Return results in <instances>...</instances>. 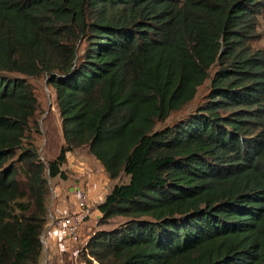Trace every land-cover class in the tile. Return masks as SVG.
Segmentation results:
<instances>
[{
	"label": "trees",
	"instance_id": "trees-1",
	"mask_svg": "<svg viewBox=\"0 0 264 264\" xmlns=\"http://www.w3.org/2000/svg\"><path fill=\"white\" fill-rule=\"evenodd\" d=\"M262 12L264 0H0V264L41 263L50 179L68 178L81 147L129 180L98 204L80 263L264 264V49L250 44ZM215 65L205 101L158 127ZM38 76L65 142L50 161L31 137Z\"/></svg>",
	"mask_w": 264,
	"mask_h": 264
},
{
	"label": "rangeland",
	"instance_id": "rangeland-1",
	"mask_svg": "<svg viewBox=\"0 0 264 264\" xmlns=\"http://www.w3.org/2000/svg\"><path fill=\"white\" fill-rule=\"evenodd\" d=\"M257 24L258 36L257 38L251 40L250 44H252L254 49H264V12H262L258 16ZM217 69L218 65H215L212 68L210 78L201 85L197 96L193 101H191V103L186 105L183 109L173 112L171 117L166 122L159 124L158 127L161 128L163 125L172 126V124H174L175 122H178L181 119H185L193 111H195L198 105L205 101L207 94L210 92L211 78L214 75L215 70ZM27 78L28 81L32 84V87L36 91L39 98V111L37 114V119L39 121V131L35 130V128L33 127L31 131V137L36 143L38 150L40 151L41 158L44 161H50L58 156V154L60 153V147L65 143L63 141V131L61 129L60 111L57 108L56 104V89L47 84L46 76ZM75 155L78 156V159L80 160L79 167L82 169L83 175H80L79 178L78 175H73L72 178L69 177V179H66L65 182H62L64 185L63 189L65 188V191H68L77 181H80L79 186L83 184V186L89 190L92 196V201L90 202L91 216H89L88 219L84 223H82L80 229L91 222L95 230V227L97 226V222L101 215L99 209L97 208L98 201L101 200L103 194H105L110 189H113L112 187L115 183L127 182L129 180V177L127 175H122V177L113 179V181L111 180V178L110 180L103 181L102 176L105 177V174L107 172L105 168H103L99 160L94 155L92 156L89 153V150L86 149V147L76 148V150H74L72 153L69 152L67 156V162L65 163L66 167H70L72 157ZM64 166L65 165H63V167ZM68 172L69 174H72L70 170H68ZM58 179L62 178L59 177ZM94 183H98L103 189L93 187ZM52 185L50 182V187ZM52 193L53 192L51 191V194L48 197L49 199L51 198ZM68 207L70 208L72 206ZM123 220L125 219L114 218V220L109 222V224L106 225L105 228L112 229L113 227H115V225H118ZM100 227L103 228L104 226L99 225L98 228ZM73 260L77 261V258ZM71 262L72 259L70 260L69 264H71Z\"/></svg>",
	"mask_w": 264,
	"mask_h": 264
},
{
	"label": "crops",
	"instance_id": "crops-1",
	"mask_svg": "<svg viewBox=\"0 0 264 264\" xmlns=\"http://www.w3.org/2000/svg\"><path fill=\"white\" fill-rule=\"evenodd\" d=\"M79 163L80 160L78 159V156L75 155L72 157L70 167H66V164H64L65 166L62 168L67 170V179H69V177L72 178L73 175H78V178L80 175H83L82 169L79 167ZM68 170H70L72 174H69ZM108 175L109 174L106 173L105 177L102 176L103 181L110 180V176ZM59 177L60 176L53 177L50 181L51 185L53 184L51 186L53 193L51 198L48 200L50 215L45 228L46 231L44 233V238L47 243L44 245V254L40 264H69L70 260L75 258H77V261L79 260V264H82L79 259V251L86 244L90 235L94 232L93 224L89 222L85 225V227L81 229L80 237L75 240L72 246L70 245L68 230L62 224H58L57 220L70 214H74V212L78 210L75 191L76 188L79 187L80 181H77L72 188H70V186V190L65 191V188L63 189L64 185L62 182H65L66 179H58ZM93 187L103 189L98 183H94ZM110 190L103 194V197L100 201H98L97 205L104 200ZM68 206L72 207L69 208Z\"/></svg>",
	"mask_w": 264,
	"mask_h": 264
},
{
	"label": "built area",
	"instance_id": "built-area-1",
	"mask_svg": "<svg viewBox=\"0 0 264 264\" xmlns=\"http://www.w3.org/2000/svg\"><path fill=\"white\" fill-rule=\"evenodd\" d=\"M77 211L57 220L58 224H62L69 234L70 245L72 246L75 240L80 237L81 225L89 216H91L90 202L92 201L91 193L86 189L83 184L76 188ZM44 245L47 243L43 236ZM71 264H79L78 261L72 260Z\"/></svg>",
	"mask_w": 264,
	"mask_h": 264
}]
</instances>
